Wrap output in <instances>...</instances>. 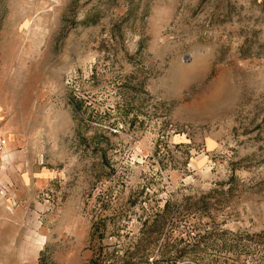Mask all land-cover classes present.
Returning a JSON list of instances; mask_svg holds the SVG:
<instances>
[{
  "label": "rangeland",
  "instance_id": "374dc122",
  "mask_svg": "<svg viewBox=\"0 0 264 264\" xmlns=\"http://www.w3.org/2000/svg\"><path fill=\"white\" fill-rule=\"evenodd\" d=\"M0 120V264H264V0H0Z\"/></svg>",
  "mask_w": 264,
  "mask_h": 264
},
{
  "label": "crops",
  "instance_id": "0c3cea01",
  "mask_svg": "<svg viewBox=\"0 0 264 264\" xmlns=\"http://www.w3.org/2000/svg\"><path fill=\"white\" fill-rule=\"evenodd\" d=\"M1 121V120H0ZM0 135L1 136H5L6 135V140L9 138V132H7L5 135L3 134V132H1V130H0ZM5 139V138H4ZM6 140L4 141V144H3V146H2V151L4 150V148H5V146L7 145V146H9V148H7V150L8 149H14V141L12 140V139H8V143H6ZM2 151H0V153L2 152ZM14 152V151H13ZM14 159V158H13ZM13 159H10V161L11 162H13ZM15 160V159H14ZM27 182H28V180H26ZM6 183V182H5ZM21 185V184H20ZM28 186V184L26 183L25 184V186ZM32 185H34L33 183H31V186ZM17 194L19 193V192H16ZM6 212H8L9 214H10V216H11V220H12V222L14 223V224H16L17 225V223H18V220L20 219V215H17V214H15L14 215V211H6ZM10 216H7V217H10Z\"/></svg>",
  "mask_w": 264,
  "mask_h": 264
},
{
  "label": "built area",
  "instance_id": "2783aa9c",
  "mask_svg": "<svg viewBox=\"0 0 264 264\" xmlns=\"http://www.w3.org/2000/svg\"><path fill=\"white\" fill-rule=\"evenodd\" d=\"M4 141H5L4 137L0 135V150L4 144Z\"/></svg>",
  "mask_w": 264,
  "mask_h": 264
},
{
  "label": "bare ground",
  "instance_id": "6f19581e",
  "mask_svg": "<svg viewBox=\"0 0 264 264\" xmlns=\"http://www.w3.org/2000/svg\"><path fill=\"white\" fill-rule=\"evenodd\" d=\"M7 146V145H6ZM9 148V146H7ZM7 149V148H6Z\"/></svg>",
  "mask_w": 264,
  "mask_h": 264
}]
</instances>
